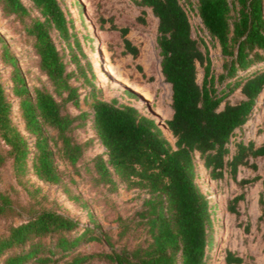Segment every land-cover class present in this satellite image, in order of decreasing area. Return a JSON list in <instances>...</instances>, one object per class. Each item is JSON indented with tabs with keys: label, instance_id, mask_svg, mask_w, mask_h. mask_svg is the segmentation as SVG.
<instances>
[{
	"label": "trees",
	"instance_id": "obj_1",
	"mask_svg": "<svg viewBox=\"0 0 264 264\" xmlns=\"http://www.w3.org/2000/svg\"><path fill=\"white\" fill-rule=\"evenodd\" d=\"M29 1L32 9L22 0H0V5L5 14L20 19L52 90L29 86L0 34V55L11 67V94L18 99L24 129L33 139L31 143L13 123V105L0 75V171L9 164L16 181L24 185L32 168L40 180L60 184L62 161L79 175L88 172L95 186L116 190L119 178L148 197L119 232L121 236L142 232L134 247L117 248L109 235L41 206L0 231L1 264H209L216 244L217 205L201 187V167L216 182L227 178L250 184L262 178L264 140H246L244 132L264 94V0H197L210 41L225 58L218 76L207 40L193 34L189 15L195 9L193 0H134L140 22L147 23L149 11L158 19L161 72L172 90L173 114L166 124L173 142L154 118L135 106L103 98L75 25L58 0ZM107 21L110 27H105ZM101 25L120 32V56L138 57L141 49L128 37L130 27H119L113 19H102ZM57 39L71 48L69 60ZM75 49L86 57L85 63ZM199 65L204 72L201 83ZM83 88L88 90L82 96ZM237 90L240 97L233 100ZM89 124L106 151L80 168L89 141L79 140L77 130ZM245 169L257 175L239 181ZM244 198L240 194L228 200L229 210L239 214L237 204ZM14 209L13 200L0 189V219ZM87 240L106 242L109 250H78ZM226 262L240 264L243 259L229 251Z\"/></svg>",
	"mask_w": 264,
	"mask_h": 264
},
{
	"label": "rangeland",
	"instance_id": "obj_2",
	"mask_svg": "<svg viewBox=\"0 0 264 264\" xmlns=\"http://www.w3.org/2000/svg\"><path fill=\"white\" fill-rule=\"evenodd\" d=\"M30 9L33 3L22 0ZM67 16L75 25L83 53L93 65L95 84L102 89L103 98L107 101L117 99L121 104L135 106L141 113L154 118L163 129L170 141H174L166 121L171 118L173 111L171 85L162 75L158 49L156 46L158 19L151 11L147 15V23L140 22V9L134 0H58ZM194 10L189 11L193 34L195 37H204L209 46L215 75L223 72L224 56L219 46L210 41L207 30L197 10V0H193ZM102 19H113L119 27L128 26V37L140 47L138 57L131 55L120 56L121 34L119 31L102 29ZM107 21L105 27H110ZM0 34L6 39L11 52L18 59L19 65L31 88L49 86L47 76L42 73L38 65V57L34 52L31 39L16 15H7L0 5ZM89 35L93 42L88 40ZM57 39V43L70 59L71 48ZM76 53L82 57L80 50ZM86 57H82V63ZM74 64L70 65L74 69ZM11 67L6 64L0 55V75L4 83L9 100L12 102V120L17 128L32 143L33 139L25 131L18 99L11 94ZM203 67L198 66V81L203 80ZM50 90L52 88L50 87ZM88 88L81 89L82 96ZM131 91L136 96L130 95ZM233 100L240 97V90L233 94ZM258 110L250 119L248 128L244 132L246 140H264V94L261 95ZM84 109H87L83 105ZM73 112H78L72 108ZM79 140L89 141L85 158L78 167L90 164L98 154H104L106 149L99 142L94 128L87 127L77 130ZM262 167L264 158L259 159ZM64 171L63 183L50 184L40 180L32 168L22 185L14 178L9 164L1 171L0 189L13 200L12 212L0 219V231H5L12 223H18L34 209L44 206L55 209L65 215L88 224L98 234L109 235L115 247H134L141 241L142 232L132 230L126 236L119 234L123 221L131 222L135 212L141 208L148 194L141 189L129 188L126 183L117 178L118 187L111 189L108 185L95 186L90 180V174L83 172L79 175L76 169L67 162H60ZM201 167L199 182L204 192L217 205L215 216L216 244L209 264H227L226 255L230 251L241 257L240 264H264V168L259 173L262 178L250 184L237 183L225 178L222 181H212L206 176ZM257 175L252 170L245 169L239 176L253 178ZM244 194L245 198L237 204L239 214L232 213L228 208V200ZM79 230L73 235H79ZM78 250L85 252L108 251L106 242L87 240ZM3 258H0V264ZM99 264H102L99 262Z\"/></svg>",
	"mask_w": 264,
	"mask_h": 264
}]
</instances>
